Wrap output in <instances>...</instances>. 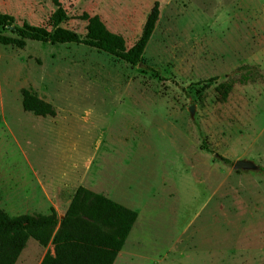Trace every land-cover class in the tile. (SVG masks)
Segmentation results:
<instances>
[{"label": "rangeland", "instance_id": "rangeland-1", "mask_svg": "<svg viewBox=\"0 0 264 264\" xmlns=\"http://www.w3.org/2000/svg\"><path fill=\"white\" fill-rule=\"evenodd\" d=\"M59 1L61 27L84 38L80 15H98L126 48L155 1L159 16L135 66L83 44H0V207L61 220L81 185L137 212L114 264H264V0ZM55 8L0 0L17 25L50 29ZM243 65L261 78L220 101ZM22 88L56 115L24 111ZM47 250L30 238L17 264Z\"/></svg>", "mask_w": 264, "mask_h": 264}, {"label": "trees", "instance_id": "trees-1", "mask_svg": "<svg viewBox=\"0 0 264 264\" xmlns=\"http://www.w3.org/2000/svg\"><path fill=\"white\" fill-rule=\"evenodd\" d=\"M55 10L50 15L48 29L27 22L14 23L12 16L0 14V27L10 35L0 34V44L23 48L27 41L51 44H83L109 53L131 65L141 63L143 51L153 33L159 16V2L155 1L145 20L140 37L126 48L120 34L109 31L98 15L83 13L80 19L86 21V35L81 38L75 31L60 24L67 18L59 0H51ZM243 72L235 78H228L217 85L220 101L227 100L236 83L247 84L261 78V74L243 65ZM154 74L158 73L151 69ZM210 78L208 81L215 80ZM21 106L35 116L54 117L56 111L45 100L21 89ZM224 162H229L222 158ZM137 219V212L115 200L85 186H78L61 220L54 208L48 215L22 214L10 216L0 208V264H15L28 239H34L40 246L51 244L40 264H114ZM84 220L100 223L107 231H92L83 224Z\"/></svg>", "mask_w": 264, "mask_h": 264}, {"label": "water", "instance_id": "water-1", "mask_svg": "<svg viewBox=\"0 0 264 264\" xmlns=\"http://www.w3.org/2000/svg\"><path fill=\"white\" fill-rule=\"evenodd\" d=\"M191 115L194 112L193 107L189 109ZM233 168L236 170H256L258 166L250 160L239 159L233 163Z\"/></svg>", "mask_w": 264, "mask_h": 264}, {"label": "crops", "instance_id": "crops-1", "mask_svg": "<svg viewBox=\"0 0 264 264\" xmlns=\"http://www.w3.org/2000/svg\"><path fill=\"white\" fill-rule=\"evenodd\" d=\"M68 205H69V203L67 204V207H68ZM29 207V206H28ZM67 207L65 208V209H63L62 210V214L63 213H65V211H66V209H67ZM1 208V207H0ZM22 208H26V207H22ZM51 208H53V207H51ZM3 209V208H2ZM4 210V209H3ZM26 210V209H25ZM55 210V209H54ZM5 211V210H4ZM56 212V211H55ZM50 213V212H49ZM47 211H45V212H39V213H35V214H42V215H48L49 214ZM22 214H29L27 211L26 212H22V213H19V214H16L15 216H18V215H22ZM31 214H34V213H31ZM31 214H29V215H31ZM11 216V215H10ZM15 216H12V217H15ZM22 253V252H21ZM21 255V254H20ZM43 258V257H42ZM42 260V259H41ZM41 260H40V262H41ZM17 261H18V259L16 260V262H15V264H17ZM30 262V260H28L27 262H23V263H21L20 262V264H30L29 263ZM40 262H39V264H40Z\"/></svg>", "mask_w": 264, "mask_h": 264}]
</instances>
